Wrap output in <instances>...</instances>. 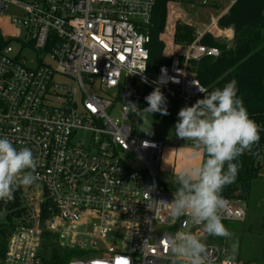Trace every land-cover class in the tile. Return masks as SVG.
<instances>
[{"label": "built area", "instance_id": "built-area-1", "mask_svg": "<svg viewBox=\"0 0 264 264\" xmlns=\"http://www.w3.org/2000/svg\"><path fill=\"white\" fill-rule=\"evenodd\" d=\"M158 1L0 0L7 42L0 50V138L28 147L37 161L34 183L16 188L22 213L1 264H43L46 234L80 253L69 264H184L165 239L177 233L201 239L213 264H243L190 216L171 217L160 203L175 194L158 181L164 144L138 134L145 89L160 86L189 106L203 98L198 87L206 94L191 63L219 56L202 45L206 34L232 42L219 21L237 0H167L168 21L175 16L170 44L179 13H187L182 6L213 15L181 54L169 56L171 63L150 77ZM9 8L19 15L7 14ZM5 23L24 37L7 40ZM224 201L222 221L246 220L247 206ZM5 216L3 209L0 220Z\"/></svg>", "mask_w": 264, "mask_h": 264}, {"label": "clouds", "instance_id": "clouds-1", "mask_svg": "<svg viewBox=\"0 0 264 264\" xmlns=\"http://www.w3.org/2000/svg\"><path fill=\"white\" fill-rule=\"evenodd\" d=\"M198 90L203 98L182 107L174 127L177 138L192 141L207 158L198 167L184 168L178 174L179 188L173 200L160 203L170 208L173 219L188 215L194 223L202 224L207 234L231 238L233 234L222 223L220 215L225 205L220 193L237 177L238 164L234 161L259 141V127L237 95L236 80L207 94L199 87ZM145 101L148 106L139 110L145 114L143 123H148L147 114L169 115L160 86L145 96ZM36 168L31 149H17L8 138H0V199L11 200L17 187L32 185ZM165 239L171 255L183 258L184 264H213L208 247L196 235L177 233ZM235 251L233 244V253Z\"/></svg>", "mask_w": 264, "mask_h": 264}, {"label": "trees", "instance_id": "trees-1", "mask_svg": "<svg viewBox=\"0 0 264 264\" xmlns=\"http://www.w3.org/2000/svg\"><path fill=\"white\" fill-rule=\"evenodd\" d=\"M168 18L167 0L158 1L154 12L149 44L150 57L148 75L156 77L159 69L171 63L168 49L186 48L195 39L196 29L190 23L178 21L173 37L174 44L165 39V26ZM222 29H232L234 40L232 45L214 39L206 34L202 45L216 48L218 57L205 56L191 63L192 71L206 94L217 88H223L232 80L237 81V95L242 99L249 117L258 125L260 139L238 157V174L235 181L223 187L220 195L224 200L237 201L247 206L253 182L260 177L261 156L264 152V0H237L228 14L219 21ZM0 32V50L7 44ZM154 89H145L141 109L146 108L147 96ZM166 97H171L162 91ZM204 153V160L206 159ZM227 166H225L226 169ZM163 190L176 193L179 184H162ZM22 192H14L13 199H0V213L4 209L6 216L0 220V264L3 261L9 237L15 228V220L21 216L20 198ZM46 206H43L44 219L48 217ZM226 226L227 222L222 221ZM214 242L225 243L226 238L211 236ZM43 249V264H69L80 253L73 249L61 247L56 237L46 234Z\"/></svg>", "mask_w": 264, "mask_h": 264}, {"label": "rangeland", "instance_id": "rangeland-1", "mask_svg": "<svg viewBox=\"0 0 264 264\" xmlns=\"http://www.w3.org/2000/svg\"><path fill=\"white\" fill-rule=\"evenodd\" d=\"M186 8L187 13H179V21L191 23L198 30H203L209 25L213 15L212 10L203 9L199 6ZM7 14L19 15L15 8L6 10ZM166 22L165 34L172 30L175 16H172ZM5 37L23 38L24 32L12 30L9 24L3 25ZM165 39L170 43V36L167 34ZM221 41V40H219ZM14 48L18 47L17 42H10ZM233 42L227 43L232 45ZM181 50L168 49V55H179ZM167 108L169 115L159 113L147 114V124L143 123L145 114L140 113L138 121V134L140 137L164 144L161 164L158 173V181L162 184H171L177 182L178 174L184 168H194L202 165L204 162V151L194 146L192 141H185L177 138L175 134V123L178 119V111L186 104L180 103L173 97H168ZM189 106V105H188ZM144 109V108H143ZM141 109V110H143ZM145 132H151L147 134ZM260 177L256 179L251 188V193L247 202V218L244 222H227L226 228L233 234L231 238H226L225 244L232 254L237 256L243 264H264V152L261 156ZM246 206V205H245ZM159 228L155 227L158 232ZM233 244L236 245V251L233 253Z\"/></svg>", "mask_w": 264, "mask_h": 264}, {"label": "crops", "instance_id": "crops-1", "mask_svg": "<svg viewBox=\"0 0 264 264\" xmlns=\"http://www.w3.org/2000/svg\"><path fill=\"white\" fill-rule=\"evenodd\" d=\"M227 30H230L229 36H230V38L232 39V42H233V40H234V32H233L232 29H227Z\"/></svg>", "mask_w": 264, "mask_h": 264}]
</instances>
